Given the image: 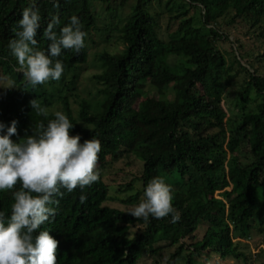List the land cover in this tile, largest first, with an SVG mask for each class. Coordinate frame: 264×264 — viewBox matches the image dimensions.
Segmentation results:
<instances>
[{"label": "trees", "instance_id": "obj_1", "mask_svg": "<svg viewBox=\"0 0 264 264\" xmlns=\"http://www.w3.org/2000/svg\"><path fill=\"white\" fill-rule=\"evenodd\" d=\"M152 2L58 0L55 7L52 0H36L42 18L37 50L47 54L51 42L43 33L53 17L60 20L58 36L72 16L87 35L79 53L62 49L53 58L64 67L59 81L33 88L8 47L31 0H0V82L14 84L0 90V123L17 122L10 138L35 136L38 125L46 127L60 111L73 123L70 135L102 146L99 181L71 193L62 189L58 205H51L54 219L34 233L48 230L59 242L57 264H159L161 256L163 264H210L212 254L240 256L236 239L264 225V73L251 61L264 59V44L258 52L238 42L251 31L264 40V0H156L161 12L151 10ZM230 27L240 35L230 37ZM91 31L102 41L116 38L120 47L92 52L96 71L79 96L76 82L94 42ZM228 83L224 96H234V110L224 117L219 97ZM34 99L47 116L31 108ZM110 172H121L113 193L122 196L109 193ZM153 178L171 186L176 223L172 214L145 222L125 212L144 199ZM19 189L0 191L5 222ZM199 222L206 225L197 233Z\"/></svg>", "mask_w": 264, "mask_h": 264}, {"label": "clouds", "instance_id": "obj_2", "mask_svg": "<svg viewBox=\"0 0 264 264\" xmlns=\"http://www.w3.org/2000/svg\"><path fill=\"white\" fill-rule=\"evenodd\" d=\"M52 2L55 7L59 6L58 0ZM35 4L36 0H31V5L23 9L19 30L8 45L19 71L33 88L49 80L59 81L64 67L61 61L53 58L59 57L62 49H74L79 53L85 47L87 35L78 17L72 16L70 23L60 28L58 36L55 29L60 20L53 17L43 33L51 42L47 54L37 50L36 35L42 18ZM12 86L14 84L10 83L6 87ZM30 104L37 114L48 115L35 99ZM54 115L55 119L46 127L42 123L38 125L35 136L29 135L19 142L10 138L17 134V122L13 120L7 127L0 123V130L6 127V132L0 134V191H10L20 185L19 190L12 192L13 203L7 222L5 213L0 212V264H57L59 242L48 230L34 233L54 219L56 209L51 205H58L56 197H63L62 189L71 193L77 188L90 187L100 179L97 170L100 141L87 139L81 143L79 135H70L73 123L68 117L60 111ZM143 196V200L125 212L145 222L149 217L162 219L169 214H172V223L179 221L180 216L172 205L171 186L163 178H153L144 188ZM86 200L85 195L80 196L81 203ZM259 228L260 231H256L262 232L264 225ZM246 239L236 240L239 245ZM241 256L242 252L233 258Z\"/></svg>", "mask_w": 264, "mask_h": 264}, {"label": "rangeland", "instance_id": "obj_3", "mask_svg": "<svg viewBox=\"0 0 264 264\" xmlns=\"http://www.w3.org/2000/svg\"><path fill=\"white\" fill-rule=\"evenodd\" d=\"M162 5V4H161ZM161 5H159L156 0H153L151 10L159 11L161 12ZM165 17H162V19L159 22L160 28H164ZM237 27H230L226 30L229 31L230 37L237 34L240 35V32L237 30ZM91 38L94 40L89 46L86 61L83 63V70L79 71V76L77 77L76 82V88L78 89L79 96H83L88 88H90L89 83V75L96 71V61H94V57L92 52L93 51H101L106 50L109 52H113L117 49H119L120 44H118V41L114 37H110L107 42L102 41V38H97L96 34L91 31ZM254 33L249 32L248 34L242 33L239 38L238 42L240 47L244 48H251L258 52H261L260 44H264V40H259L258 37H254ZM216 45L220 47V42H216ZM264 46V45H263ZM250 52V51H249ZM253 63V67L256 69V71L259 74L264 73V59L261 61H257L255 59H251ZM243 62V60H242ZM245 64V63H244ZM241 76L243 74L239 72V75L235 79V81L239 82L241 79ZM10 84L7 80L3 79L0 82V90L6 88V86ZM229 83L223 87V90L221 92V95L219 97V106L220 110L224 112V117H227L229 115V110H234V107L232 103H230V99L234 96H232L231 93H229V96H224V93L226 94V90L229 88ZM86 89V90H85ZM85 90V91H84ZM232 101V100H231ZM74 107V105H72ZM119 163L115 162V165H118ZM127 168L124 169L123 175L124 178H129V174H127ZM112 172V171H111ZM109 173L106 176V182L111 186V190L109 193L111 195L116 194L117 196H122L119 193H113L114 187L116 186V182L119 181V177H121V172H119L117 175H114L113 173ZM133 184L138 187V182L134 181ZM116 203V202H115ZM205 223L199 222L197 233L201 232L205 228ZM257 226L252 228L249 232V236L246 240H242L241 243H239L238 247L240 251L242 252L243 256L240 258L234 259V258H228V259H218L214 254L209 255L207 262L210 264H264V229L262 232H257ZM161 260L159 261V264H163L165 257L161 256ZM199 261H203V255H200L197 257ZM141 263L144 264H154L152 263L151 259L142 260ZM177 264H184V260L180 259Z\"/></svg>", "mask_w": 264, "mask_h": 264}]
</instances>
